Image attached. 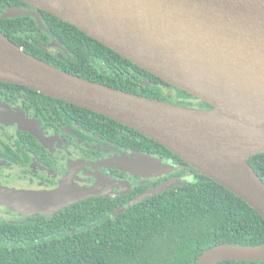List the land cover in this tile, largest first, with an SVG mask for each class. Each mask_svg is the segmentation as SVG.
Listing matches in <instances>:
<instances>
[{
	"label": "water",
	"instance_id": "95a60500",
	"mask_svg": "<svg viewBox=\"0 0 264 264\" xmlns=\"http://www.w3.org/2000/svg\"><path fill=\"white\" fill-rule=\"evenodd\" d=\"M2 18L40 10L70 23L168 85L209 104L200 109L113 88L47 63L0 30V81L105 115L165 146L246 201L264 218V181L249 159L264 154V0H23ZM48 47L65 50L51 34ZM31 132L37 134L31 129ZM118 164L166 172L159 160ZM179 183L166 181L135 199ZM9 204L55 214L95 189L33 191L7 188ZM264 261L258 247L218 245L196 264Z\"/></svg>",
	"mask_w": 264,
	"mask_h": 264
},
{
	"label": "trees",
	"instance_id": "16d2710c",
	"mask_svg": "<svg viewBox=\"0 0 264 264\" xmlns=\"http://www.w3.org/2000/svg\"><path fill=\"white\" fill-rule=\"evenodd\" d=\"M8 7H33L23 0H0V30L26 52L47 63L153 99L189 107L201 101L175 87V95L169 97L163 88L171 85L44 10L40 13L50 32L41 29L33 16L2 18ZM51 34L65 50L55 52L47 46ZM23 92L26 97H22ZM0 99L37 112L50 128L55 122L73 125L76 120L121 146L162 160L166 172L168 168L169 171L159 182L191 176L187 182L175 183L138 202L92 198L53 216L42 214L13 222L0 219V264H196L214 246L264 244V218L253 207L146 135L24 85L0 81ZM42 102L54 104L46 106ZM45 106L53 109L62 106L67 114L57 120V113L58 116H53L57 121H51L43 112ZM202 107L212 108L203 101ZM79 111L90 119L80 120ZM249 162L264 181V154L251 157ZM217 264H264V261L227 260Z\"/></svg>",
	"mask_w": 264,
	"mask_h": 264
},
{
	"label": "flooded vegetation",
	"instance_id": "af4514ba",
	"mask_svg": "<svg viewBox=\"0 0 264 264\" xmlns=\"http://www.w3.org/2000/svg\"><path fill=\"white\" fill-rule=\"evenodd\" d=\"M169 88L176 90L172 86ZM26 96L23 92L22 97ZM42 103L46 106L54 104ZM46 106L43 112L49 120L65 118L67 111L62 106L55 109ZM194 107L206 109L202 107V100ZM79 112L80 120L85 122L90 119ZM53 116H58L57 120ZM69 119L73 121L72 116ZM73 123L59 121L50 128L48 122L44 124L40 120L37 112L26 109L24 105H12L0 99V194L3 195L2 191L7 188L33 191L67 188L69 193H75L77 188H84L95 189L98 195L82 198L76 203L92 198L135 202V199L148 190L166 182H159L165 175L133 167L125 169L118 165H126L130 161H145L146 156L141 152L96 134L90 125H82L76 120ZM31 129L37 134L32 133ZM155 182L157 184L152 185ZM147 186H150L149 189ZM131 194H134L133 198L128 199ZM0 207L10 209L9 206ZM32 209L21 210L35 211ZM33 214L22 219L42 214L55 215L41 211Z\"/></svg>",
	"mask_w": 264,
	"mask_h": 264
},
{
	"label": "rangeland",
	"instance_id": "374dc122",
	"mask_svg": "<svg viewBox=\"0 0 264 264\" xmlns=\"http://www.w3.org/2000/svg\"><path fill=\"white\" fill-rule=\"evenodd\" d=\"M53 50L55 52H59V48H56V49L53 48ZM163 90L169 97H172V96L175 95V90H173L171 88L164 87ZM146 159L147 158L145 157V160ZM125 169H128V168H125ZM138 170L146 171V170H143V169H138ZM167 170L169 171V168ZM168 171L164 172V173H161V174L164 176V175H166L168 173ZM146 172L154 173L155 171L148 170ZM134 173L137 174V172H134ZM190 179H191V176H187V177H183L181 179H176L175 181L176 182H187ZM0 205H4V206H9L10 207V209H5V210H4V208L0 207V218L3 219L4 221H12V222L13 221H19V220H22L23 217L33 216L34 215L33 213L39 212V211H36V210L35 211H31V210L23 211V210H21V208H17L18 206L7 203L5 201L4 195H2V194H0ZM19 210H21V211L18 212ZM12 211H14V212L12 213Z\"/></svg>",
	"mask_w": 264,
	"mask_h": 264
}]
</instances>
